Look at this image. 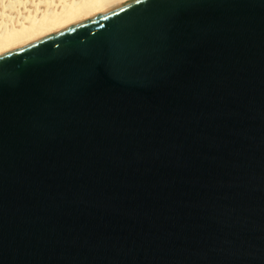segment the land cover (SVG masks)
<instances>
[{
    "label": "water",
    "instance_id": "1",
    "mask_svg": "<svg viewBox=\"0 0 264 264\" xmlns=\"http://www.w3.org/2000/svg\"><path fill=\"white\" fill-rule=\"evenodd\" d=\"M0 264H264V0H127L1 52Z\"/></svg>",
    "mask_w": 264,
    "mask_h": 264
},
{
    "label": "bare ground",
    "instance_id": "2",
    "mask_svg": "<svg viewBox=\"0 0 264 264\" xmlns=\"http://www.w3.org/2000/svg\"><path fill=\"white\" fill-rule=\"evenodd\" d=\"M127 0H0V53Z\"/></svg>",
    "mask_w": 264,
    "mask_h": 264
}]
</instances>
